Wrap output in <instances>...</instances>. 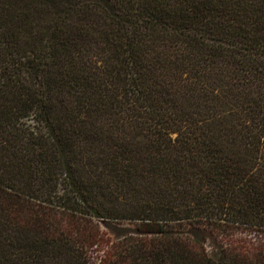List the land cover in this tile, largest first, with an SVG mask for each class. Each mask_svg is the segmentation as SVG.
<instances>
[{
    "label": "trees",
    "instance_id": "16d2710c",
    "mask_svg": "<svg viewBox=\"0 0 264 264\" xmlns=\"http://www.w3.org/2000/svg\"><path fill=\"white\" fill-rule=\"evenodd\" d=\"M0 264H264V0H0Z\"/></svg>",
    "mask_w": 264,
    "mask_h": 264
}]
</instances>
